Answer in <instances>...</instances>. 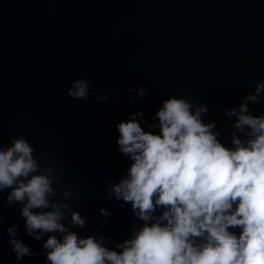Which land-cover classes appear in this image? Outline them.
<instances>
[{"label":"water","instance_id":"95a60500","mask_svg":"<svg viewBox=\"0 0 264 264\" xmlns=\"http://www.w3.org/2000/svg\"><path fill=\"white\" fill-rule=\"evenodd\" d=\"M78 78L91 84L87 100L67 94ZM260 82L264 0H0V144L27 138L41 167L53 168L54 187L72 192L70 201L53 199L87 218L84 228L68 224L70 216L64 223L80 236L103 237L110 249L122 251L116 245L144 223L131 203L108 195L132 163L119 150L116 125L142 110L143 129L158 133L150 125L175 95L207 104L203 121H214L218 139L231 147L237 117L225 111ZM141 85L143 99L129 93ZM249 106L264 114V101ZM9 191L0 192V264H46L47 235L37 241L27 234L21 206L7 203ZM12 225L35 256L16 259Z\"/></svg>","mask_w":264,"mask_h":264},{"label":"clouds","instance_id":"9594fccd","mask_svg":"<svg viewBox=\"0 0 264 264\" xmlns=\"http://www.w3.org/2000/svg\"><path fill=\"white\" fill-rule=\"evenodd\" d=\"M90 88L87 79L78 78L67 94L87 100ZM129 93L140 99L147 95L142 85ZM261 101L264 82L247 92L238 107L225 111L229 119L237 117L231 147L218 139L214 121H203L207 104L194 105L175 95L156 112L158 124L150 125L158 133L143 129L137 120L144 119L142 110L116 125L119 150L132 163L108 195L131 203L144 222L116 245L122 251L105 246L103 237L69 229L68 224L86 227L87 218L70 203L53 199L70 201L72 192L54 187L53 168L41 167L23 135L8 146L0 144V192L10 190L8 205L21 206L28 235L37 241L47 235L42 245L46 264H264V114L253 115L249 106ZM100 212L111 215L104 207ZM18 227L7 231L19 261L36 253L19 238ZM230 228L241 231L237 235Z\"/></svg>","mask_w":264,"mask_h":264}]
</instances>
